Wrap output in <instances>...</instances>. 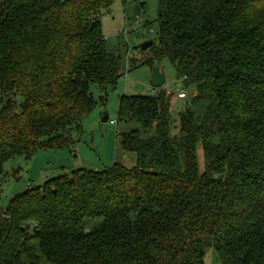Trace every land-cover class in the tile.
<instances>
[{"label": "trees", "instance_id": "16d2710c", "mask_svg": "<svg viewBox=\"0 0 264 264\" xmlns=\"http://www.w3.org/2000/svg\"><path fill=\"white\" fill-rule=\"evenodd\" d=\"M115 1L0 0V172L73 146L92 86L104 102L116 86L123 56L101 20ZM158 13L145 61L168 57L197 89L178 130L166 88L122 94L118 120L138 126L120 145L137 164L80 167L15 194L0 210V264H204L211 245L223 264H264V0H159Z\"/></svg>", "mask_w": 264, "mask_h": 264}, {"label": "rangeland", "instance_id": "374dc122", "mask_svg": "<svg viewBox=\"0 0 264 264\" xmlns=\"http://www.w3.org/2000/svg\"><path fill=\"white\" fill-rule=\"evenodd\" d=\"M144 5L140 8V3ZM159 0H116L109 11L101 15L102 28L106 37L108 51L122 54V75L115 87L108 91L107 98L102 101L101 90L96 85L91 88L96 104L82 119V130L74 132L73 146L44 147L31 157L20 155L7 160L0 172V210L7 207L11 198L34 186L43 185L49 177L70 173L84 167L104 169L111 163L118 162L127 167L137 164L136 152L125 150L120 145V134L128 128L138 126L136 122L118 120L119 101L122 94H152L155 88L163 87L173 93L171 105L172 130H178L179 113L191 104L196 92V85H186L178 76L176 68L168 57L150 62V50L140 45L146 41L158 39L159 34ZM131 60L138 65L132 64ZM132 64V65H131ZM155 71L165 74V82L156 87L152 76ZM184 90L187 97L180 99L177 93ZM23 98L19 96L18 105ZM105 114L109 115L104 120ZM115 120L116 124L111 123ZM199 169L205 167L203 147L197 145ZM101 216L88 219L85 229L90 230L100 224ZM204 264H223L214 246L206 248Z\"/></svg>", "mask_w": 264, "mask_h": 264}, {"label": "water", "instance_id": "95a60500", "mask_svg": "<svg viewBox=\"0 0 264 264\" xmlns=\"http://www.w3.org/2000/svg\"><path fill=\"white\" fill-rule=\"evenodd\" d=\"M152 43H154L153 39L146 40L140 45V47L142 49H145V48L149 47ZM119 56H121V54H119ZM165 74L166 73H163V72H160V71H155L154 72V74L152 76V80H153L154 86L159 87L165 82V80H166ZM108 119H109V115L105 114L104 120H108Z\"/></svg>", "mask_w": 264, "mask_h": 264}, {"label": "built area", "instance_id": "2783aa9c", "mask_svg": "<svg viewBox=\"0 0 264 264\" xmlns=\"http://www.w3.org/2000/svg\"><path fill=\"white\" fill-rule=\"evenodd\" d=\"M157 90L156 89H154V91H153V93H155ZM168 91V90H167ZM168 92H170V91H168ZM177 96L179 97V98H186L187 97V93L184 91V90H180L178 93H177ZM111 123H115L116 124V121L115 120H111Z\"/></svg>", "mask_w": 264, "mask_h": 264}, {"label": "crops", "instance_id": "0c3cea01", "mask_svg": "<svg viewBox=\"0 0 264 264\" xmlns=\"http://www.w3.org/2000/svg\"><path fill=\"white\" fill-rule=\"evenodd\" d=\"M180 99H183V98H180Z\"/></svg>", "mask_w": 264, "mask_h": 264}]
</instances>
